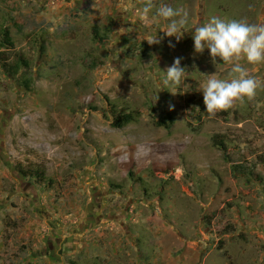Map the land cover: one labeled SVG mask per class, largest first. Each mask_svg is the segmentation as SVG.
Returning <instances> with one entry per match:
<instances>
[{
  "label": "rangeland",
  "instance_id": "1",
  "mask_svg": "<svg viewBox=\"0 0 264 264\" xmlns=\"http://www.w3.org/2000/svg\"><path fill=\"white\" fill-rule=\"evenodd\" d=\"M146 2L0 0V264H264V88L210 117L199 89L230 66L192 28L264 0H154L189 12L178 42Z\"/></svg>",
  "mask_w": 264,
  "mask_h": 264
},
{
  "label": "clouds",
  "instance_id": "2",
  "mask_svg": "<svg viewBox=\"0 0 264 264\" xmlns=\"http://www.w3.org/2000/svg\"><path fill=\"white\" fill-rule=\"evenodd\" d=\"M127 3L128 0H122L121 11L125 12ZM149 13L167 22L164 33L168 37H176L177 42L182 38L183 29L190 18L184 7H173L165 3L157 6L154 0H147L139 9L138 15L141 19H148ZM192 28L195 29V52L203 53L207 48L214 63L219 57L224 64L230 66L228 78L207 75L208 79L199 89L203 92V103L209 116L214 117L218 112L233 109L238 103L242 105L246 100H253L257 90L264 88V80L257 78L255 72L245 67L242 61L247 65L264 66V21L249 23L245 19L213 16L206 23L193 24ZM147 41L150 45L160 42L156 37ZM169 46L174 47L171 42ZM164 74L160 90L180 86L186 77L181 58H176Z\"/></svg>",
  "mask_w": 264,
  "mask_h": 264
},
{
  "label": "trees",
  "instance_id": "3",
  "mask_svg": "<svg viewBox=\"0 0 264 264\" xmlns=\"http://www.w3.org/2000/svg\"><path fill=\"white\" fill-rule=\"evenodd\" d=\"M0 37H5V40L8 45L13 46L14 43L11 40L9 30L3 29L0 31ZM3 69L9 73L10 76L15 77L23 68H28L29 63L27 61H24L22 57H17L15 62L9 63L7 60L5 63H2ZM24 84V83H23ZM25 86H28V82H25ZM135 120V117L131 113H124V112H118L115 120H114V126L117 128H123L126 125L130 124ZM34 176H38L39 178L45 177L44 172L41 170L34 171Z\"/></svg>",
  "mask_w": 264,
  "mask_h": 264
}]
</instances>
